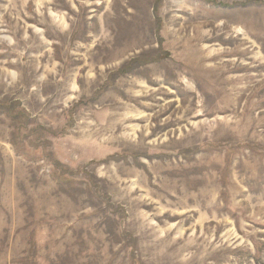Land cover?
I'll use <instances>...</instances> for the list:
<instances>
[{
	"label": "rangeland",
	"instance_id": "374dc122",
	"mask_svg": "<svg viewBox=\"0 0 264 264\" xmlns=\"http://www.w3.org/2000/svg\"><path fill=\"white\" fill-rule=\"evenodd\" d=\"M0 264H264V0H0Z\"/></svg>",
	"mask_w": 264,
	"mask_h": 264
}]
</instances>
